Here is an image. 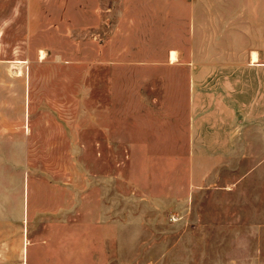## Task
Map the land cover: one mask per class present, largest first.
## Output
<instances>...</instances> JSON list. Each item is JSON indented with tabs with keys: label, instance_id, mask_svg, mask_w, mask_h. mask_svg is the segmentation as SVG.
<instances>
[{
	"label": "rangeland",
	"instance_id": "374dc122",
	"mask_svg": "<svg viewBox=\"0 0 264 264\" xmlns=\"http://www.w3.org/2000/svg\"><path fill=\"white\" fill-rule=\"evenodd\" d=\"M256 53L264 0H0V264H264V155L195 186L187 132Z\"/></svg>",
	"mask_w": 264,
	"mask_h": 264
},
{
	"label": "crops",
	"instance_id": "0c3cea01",
	"mask_svg": "<svg viewBox=\"0 0 264 264\" xmlns=\"http://www.w3.org/2000/svg\"><path fill=\"white\" fill-rule=\"evenodd\" d=\"M243 55L240 54L241 60ZM248 55L251 66L245 63L243 67L227 70L192 68L189 71L187 132L195 186L203 181L212 182L215 173L209 161L199 158L225 160L264 155V64L259 62V53L255 63L251 54ZM246 58L248 61L247 55ZM215 77L221 79H210Z\"/></svg>",
	"mask_w": 264,
	"mask_h": 264
}]
</instances>
